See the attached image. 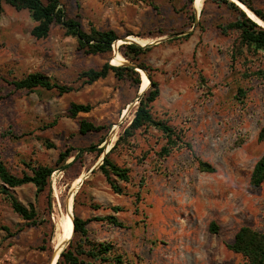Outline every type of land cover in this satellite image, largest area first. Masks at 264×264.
<instances>
[{
	"label": "rangeland",
	"instance_id": "rangeland-1",
	"mask_svg": "<svg viewBox=\"0 0 264 264\" xmlns=\"http://www.w3.org/2000/svg\"><path fill=\"white\" fill-rule=\"evenodd\" d=\"M60 1L66 18L77 20L83 30H114L120 39L110 52L86 54L61 24L37 39L27 9L2 5L0 159L11 172L22 175L32 166H56L67 148H73L67 159L71 162L79 148L96 144L104 152L107 139L109 147L114 145L133 118L140 85L118 79L112 71L93 83L84 82L80 74L111 62L115 51L148 66L143 67L146 74L160 87L154 116L182 130L192 151L184 146L159 158L163 135L152 127L138 131L131 145L110 155L130 169V182L118 181L122 193L99 170L103 153L84 152L68 169L54 170L49 187L39 193L32 183L11 188L24 205L35 206L34 221L24 220L0 193V225L13 232L0 230V264H50L56 220L62 210L67 212L69 193L73 212L89 219V237L110 242L128 264H246L228 244L242 226L264 231V183H250L264 153V139H259L264 78L251 75L264 69V50L232 60L236 33L225 35L219 25L233 20L235 13L218 0H199L198 11L196 0ZM249 1L264 11V0ZM126 36L154 44L130 60L122 54L129 43ZM36 71L75 90H17L11 85L13 79ZM240 87L245 95L238 92ZM72 103H89L92 109L73 116ZM81 119L109 127L83 134ZM197 159L214 170L202 171ZM108 215L122 226L95 218ZM211 223L216 232L210 230Z\"/></svg>",
	"mask_w": 264,
	"mask_h": 264
},
{
	"label": "trees",
	"instance_id": "trees-1",
	"mask_svg": "<svg viewBox=\"0 0 264 264\" xmlns=\"http://www.w3.org/2000/svg\"><path fill=\"white\" fill-rule=\"evenodd\" d=\"M227 5L235 13L233 20L220 24L219 28L225 35L235 32L236 36L231 46V58L235 62L239 57L245 56L246 52L257 53L264 50V27L249 17L235 2L231 0H218ZM260 17L264 19V11L254 7L249 0H241ZM9 4L16 9H27L30 13L34 26L31 34L37 38H45L49 35L53 24H61L66 28V34L77 38L79 48L86 54L107 53L112 50L114 41L118 38L114 30H98L92 27L89 32L83 30L80 23L74 18H66L65 11L61 6L60 0H0V13L3 4ZM187 37L189 35H186ZM148 48H144L136 43H128L123 46L122 54L135 60ZM140 66L148 68L144 63ZM113 72L118 79L130 78L138 86L141 83V77L138 71L130 65H112L106 61L100 68H89L81 72L80 76L85 78L86 83H93L101 78L108 76ZM260 78H264V69H258L251 73ZM249 76V75H246ZM150 87L140 96L139 103L135 109L130 124L119 134L117 140L111 149L105 154L103 162L99 165V170L105 176L110 187L117 193H122L123 189L118 185V181L130 182V169L114 162L110 155L119 147L131 145L132 140L136 138L138 131H148L149 128H155L166 139L165 143L157 152L159 158L169 156L174 150L186 146L192 151V145L184 139V132L168 123L165 119L154 116L152 105L160 95L159 82L150 75ZM14 89L17 90H35L43 88L46 90H57L59 93H67L75 90L72 85L62 84L53 81L43 72L36 71L27 74L22 78H16L11 81ZM238 92L245 95L246 90L239 88ZM92 105L89 103H72L70 112L73 116L80 112H89ZM107 124H95L87 119L79 121V131L83 134L88 132H100L108 128ZM259 139H264V126L259 131ZM105 135L99 140L102 143ZM52 146L51 143H47ZM73 148H67L60 152L56 166L37 165L30 168L31 172H24L22 175H16L11 172L7 165L0 159V193L4 194L9 200L13 210L17 212L24 220L34 221L37 218V210L33 204L24 205L12 192L15 188L27 183L36 186L38 193L50 185V177L54 170L58 168L68 169L76 158L81 157L84 152H96L98 155L103 153V148H98L96 144L78 149L75 159L67 162ZM198 166L202 171H213L214 167L203 160L197 159ZM250 183L253 187H259L264 183V153L256 162ZM51 204V203H50ZM99 220H106L113 225L122 226V223L114 215H108ZM73 238L68 247L62 251L57 264H128L123 255L113 250L110 242H95L89 237L88 222L89 219L83 218L80 214L74 213L73 218ZM0 230L7 234H12L10 227L0 225ZM210 230L216 232L217 226L211 223ZM233 251L242 254L246 259V264H264V231L255 230L249 226H242L236 233L234 241L228 244Z\"/></svg>",
	"mask_w": 264,
	"mask_h": 264
},
{
	"label": "bare ground",
	"instance_id": "bare-ground-1",
	"mask_svg": "<svg viewBox=\"0 0 264 264\" xmlns=\"http://www.w3.org/2000/svg\"><path fill=\"white\" fill-rule=\"evenodd\" d=\"M232 1H235L240 7H242V9H244L247 12L249 17H251L253 20H255L258 24L264 26V22L259 17H257L252 11H250L244 4H242L238 0H232ZM199 6H200V2H199V0H196L195 8L197 11L199 10ZM131 38L128 37V39H131ZM117 40L119 42V39H117ZM132 40H134V39H132ZM135 41H137V40H135ZM138 43L141 44L140 42H138ZM142 45H144V44H142ZM112 57L113 58H112L110 63H112V64L115 63L113 65L121 64L126 60L123 57H121V55L117 54V51H115V53ZM140 70L142 73L140 91H144L150 85V79L148 78V76L144 70H142V69H140ZM67 200H68L67 201V203H68L67 212L62 210L61 214L58 216V218L56 220V228H55V233H54L53 240H52L54 256L52 258V261H50V264L56 263L60 253L62 252V250L66 246V241L70 238V236L73 233V214H72L73 213V204H72L73 203V193H69L67 195Z\"/></svg>",
	"mask_w": 264,
	"mask_h": 264
},
{
	"label": "water",
	"instance_id": "water-1",
	"mask_svg": "<svg viewBox=\"0 0 264 264\" xmlns=\"http://www.w3.org/2000/svg\"><path fill=\"white\" fill-rule=\"evenodd\" d=\"M239 2H241L242 4H244L250 11H252L257 17H259L263 22H264V19L262 18V17H260L255 11H253L249 6H247L244 2H242L241 0H238ZM233 2H235V1H233ZM236 3V2H235ZM237 4V3H236ZM238 5V4H237ZM239 6V5H238ZM240 7V6H239ZM241 9H242V7H240ZM242 10H244V9H242ZM245 11V10H244ZM246 12V11H245ZM246 14H247V12H246ZM248 15V14H247ZM249 16V15H248ZM264 27V26H263ZM117 39H120V38H117ZM116 39V40H117ZM116 40L114 41V42H116ZM124 41H127V42H129V43H136V44H138V45H140V46H142V47H147V46H149V45H152V44H154V42H151V43H146V44H144V45H142V44H139L137 41H135V40H132V39H128V36H126L125 37V39H124ZM156 42V41H155ZM110 63V62H109ZM110 64H112V63H110ZM113 65V64H112ZM121 65H130V66H133L134 67V69L136 70V71H138V72H140L139 70L140 69H142V70H144L145 71V69L143 68V67H141L140 65H138V64H136V63H132V62H129L128 60H125ZM147 76H148V78L150 79V84H151V78H150V75L149 74H147ZM145 91V90H144ZM144 91H140L139 90V93H138V96L136 97V98H140V96L144 93ZM105 143H106V149L104 150V152H103V156H102V162H103V158H104V156H105V154L111 149V146L109 147V145H110V139H107L106 141H105ZM94 170V168H91V170H90V172H92ZM73 214V218H74V212L72 213ZM74 223V222H73ZM73 235H74V233H72V235L70 236V238L66 241V246H65V248L62 250V251H64L67 247H68V245L70 244V242H71V239L73 238ZM63 243V242H62ZM53 252L54 251H52V255H51V258H50V261H52V258H53V256H54V254H53ZM62 253V252H61ZM61 253H60V255H61ZM60 255H59V257H60ZM59 257H58V259H59ZM58 259H57V261H58ZM57 261H56V263L55 264H57Z\"/></svg>",
	"mask_w": 264,
	"mask_h": 264
}]
</instances>
